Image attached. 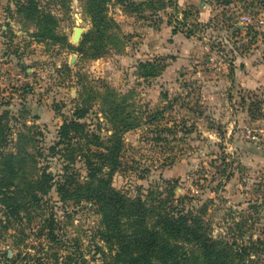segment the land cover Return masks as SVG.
Returning <instances> with one entry per match:
<instances>
[{
  "label": "rangeland",
  "instance_id": "374dc122",
  "mask_svg": "<svg viewBox=\"0 0 264 264\" xmlns=\"http://www.w3.org/2000/svg\"><path fill=\"white\" fill-rule=\"evenodd\" d=\"M24 1L0 0V264H110L95 204L56 189L75 188L82 157L98 164L103 154L110 163L96 180L133 203L196 216L213 236L253 242L251 260L264 264V139L254 145L243 129L264 128V99L206 82L247 41L237 24L264 41V0H200L203 21L192 9L185 19L176 0H105L115 26L105 33L86 0ZM77 113L84 134L59 158L57 130ZM18 146L26 171L16 176L7 168ZM43 170L54 183L45 194L33 184Z\"/></svg>",
  "mask_w": 264,
  "mask_h": 264
},
{
  "label": "trees",
  "instance_id": "16d2710c",
  "mask_svg": "<svg viewBox=\"0 0 264 264\" xmlns=\"http://www.w3.org/2000/svg\"><path fill=\"white\" fill-rule=\"evenodd\" d=\"M104 3L105 0H86L88 12L93 19V26L98 27L102 33L115 27L111 19L106 16ZM34 4V0L23 2V6L27 5L25 7L27 9H32ZM182 15L186 19L187 10H184ZM196 25H192L193 27L188 25L187 35L196 32ZM176 31L174 29L172 33ZM77 118H80L78 113L75 114V119L64 121L57 130L58 140L51 149L61 147L54 151V154L59 155V158L66 154L65 151L71 146L69 143L78 144V135L84 134L85 125L79 123ZM85 137L91 138L92 134H86ZM111 138L115 141L117 137L114 135ZM3 147L4 145H0V164L6 166L5 154H2ZM112 150H116V148L108 146L107 151ZM26 153L27 150L24 147L18 146L15 155L9 154V158L13 162L9 164L11 168L7 169L15 173L16 176L26 171L24 161H19L16 157L22 159ZM100 158L102 161L97 164V161H93L90 157H82L86 177L82 182L74 184L75 188L66 186L61 190L59 185L58 188L55 187L66 199L76 196L80 201L86 200L91 202V205L95 204L105 227L102 232H99V239L108 246V263L253 264L251 257L255 251V243L251 242L249 246H246L243 243L239 244L233 236L231 238L220 235L213 236L210 227L204 222H198L196 216H187L188 213L172 208L166 210L161 207L160 210H157L156 207H150L149 204L140 200L133 203L115 192L109 183L96 180L95 176L99 174L100 168L110 163L106 161L110 158L107 154L101 155ZM2 179L6 181L3 187L8 188L10 193V183L6 177L3 176ZM51 180L52 176L43 170L39 181L33 182V184H35L38 193L45 194L54 186V183L50 182ZM97 186L98 188L95 189ZM114 197L116 198L114 199ZM4 198L11 200L6 195ZM35 198L36 195H33L32 199ZM18 209V206L15 205L11 214ZM256 242L261 243V240H256ZM66 260L70 261L71 257ZM82 261L81 264H87L84 260Z\"/></svg>",
  "mask_w": 264,
  "mask_h": 264
},
{
  "label": "crops",
  "instance_id": "0c3cea01",
  "mask_svg": "<svg viewBox=\"0 0 264 264\" xmlns=\"http://www.w3.org/2000/svg\"><path fill=\"white\" fill-rule=\"evenodd\" d=\"M175 5L181 10H195L202 21L204 16H211L209 10L202 6L200 0H176ZM250 32L245 30L244 25H236V33L247 41L237 45L236 49H233V56L231 55V59H228V64L219 63L217 70L221 69V73L214 77H207L206 82L210 85L218 84L219 88L223 86L225 90L234 94H249L255 98L264 99V41L256 37L257 33L255 37L252 34L248 38ZM172 36L180 40L181 38L186 39V36L183 37L182 32L178 31ZM249 121H253V119L249 118Z\"/></svg>",
  "mask_w": 264,
  "mask_h": 264
},
{
  "label": "built area",
  "instance_id": "2783aa9c",
  "mask_svg": "<svg viewBox=\"0 0 264 264\" xmlns=\"http://www.w3.org/2000/svg\"><path fill=\"white\" fill-rule=\"evenodd\" d=\"M241 19H245L244 17ZM259 23H261V20H256ZM263 113H264V109H263ZM244 134L245 137L248 138V140L251 141V143L254 144H260L262 142V140L264 139V128H258V127H244Z\"/></svg>",
  "mask_w": 264,
  "mask_h": 264
},
{
  "label": "water",
  "instance_id": "95a60500",
  "mask_svg": "<svg viewBox=\"0 0 264 264\" xmlns=\"http://www.w3.org/2000/svg\"><path fill=\"white\" fill-rule=\"evenodd\" d=\"M80 32H81V29L80 28H75L74 29V32H73V41H77Z\"/></svg>",
  "mask_w": 264,
  "mask_h": 264
}]
</instances>
